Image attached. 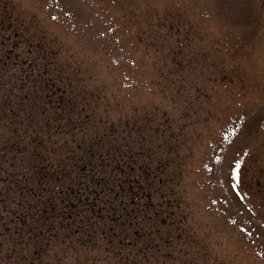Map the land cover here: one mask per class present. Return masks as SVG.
<instances>
[{
  "label": "rangeland",
  "instance_id": "obj_1",
  "mask_svg": "<svg viewBox=\"0 0 264 264\" xmlns=\"http://www.w3.org/2000/svg\"><path fill=\"white\" fill-rule=\"evenodd\" d=\"M11 1L60 61L169 113L200 264H264V0Z\"/></svg>",
  "mask_w": 264,
  "mask_h": 264
},
{
  "label": "trees",
  "instance_id": "obj_2",
  "mask_svg": "<svg viewBox=\"0 0 264 264\" xmlns=\"http://www.w3.org/2000/svg\"><path fill=\"white\" fill-rule=\"evenodd\" d=\"M14 8L0 0V264H200L169 113L126 106Z\"/></svg>",
  "mask_w": 264,
  "mask_h": 264
}]
</instances>
